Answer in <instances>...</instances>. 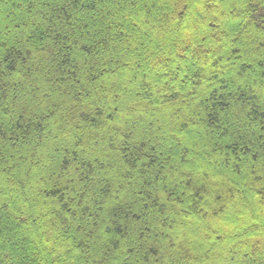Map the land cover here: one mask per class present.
Masks as SVG:
<instances>
[{
    "label": "trees",
    "instance_id": "trees-1",
    "mask_svg": "<svg viewBox=\"0 0 264 264\" xmlns=\"http://www.w3.org/2000/svg\"><path fill=\"white\" fill-rule=\"evenodd\" d=\"M0 264H264V0H0Z\"/></svg>",
    "mask_w": 264,
    "mask_h": 264
}]
</instances>
